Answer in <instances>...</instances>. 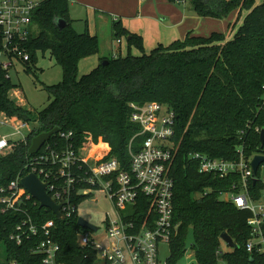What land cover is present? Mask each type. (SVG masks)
Returning a JSON list of instances; mask_svg holds the SVG:
<instances>
[{
  "label": "trees",
  "instance_id": "trees-1",
  "mask_svg": "<svg viewBox=\"0 0 264 264\" xmlns=\"http://www.w3.org/2000/svg\"><path fill=\"white\" fill-rule=\"evenodd\" d=\"M166 1L188 2L201 17L222 19L236 11V19L228 24V32L201 35L189 30L182 38L158 43L148 52L143 50L141 35L127 30L118 18L112 19V37L125 38L126 54L102 57L80 76L78 62L98 52L97 36L90 34L86 25L82 32L76 31L68 16V0L39 1L22 42L29 52V60L22 66L31 71L35 52L48 51L60 65L62 78L46 86L48 104L33 113L11 97L17 85L0 70V112L29 124L25 140L15 141L9 151L0 153V188L28 174L33 159L46 145L54 149L70 145L76 151L90 140L99 145L102 160L115 157L127 168L128 144L140 129L129 120V103H163L174 114L169 173L173 180V222L178 226L170 242L168 262L180 261L190 250L196 264H217L219 258L226 264H264L263 253L255 248L246 250L249 212L220 199L221 192L238 191L239 176L220 178L200 173L198 162L189 156L199 152L238 160V146L244 157L264 153V142L259 140L264 128V0ZM58 19L66 22L62 28L57 26ZM33 26L36 29L32 30ZM131 47L140 54H132ZM104 60L106 63L102 64ZM54 127L58 132L37 153H28L31 139ZM60 133L70 135L65 138ZM144 138L145 135H135L132 150H137ZM256 178L255 182L248 181V192L253 198H258L264 189L258 171ZM196 193L198 197H194ZM88 196L78 195L74 201L77 204ZM25 207L38 227L53 220L51 237L59 246L58 261L92 263L90 250L78 244V234L87 229L77 224V211L70 218L58 219L37 203H27ZM22 219L20 212L0 210V264H42V255L34 252L42 239L40 229L20 244L9 237ZM189 228L194 230L196 247L184 249ZM221 232L235 242L232 250H220Z\"/></svg>",
  "mask_w": 264,
  "mask_h": 264
},
{
  "label": "built area",
  "instance_id": "built-area-1",
  "mask_svg": "<svg viewBox=\"0 0 264 264\" xmlns=\"http://www.w3.org/2000/svg\"><path fill=\"white\" fill-rule=\"evenodd\" d=\"M39 1L0 0V70H4L7 77H10L11 69L29 60V52L22 42L27 38L31 13ZM12 94L17 96V91ZM129 107V120L140 128L135 135H145V138L135 151L131 148L135 135L130 139L127 168H123L115 157L101 160V157L93 158L89 152L84 156L70 145L57 149L46 145L33 159L29 173L47 183L46 191L60 204L63 219L72 217L77 211L74 199L78 195L101 191L109 199L114 217L106 219L105 242L94 237L99 229L97 226L95 230L87 228L78 234V244L87 246L91 252V264H172L168 262L169 255L160 260L158 252L162 244L167 245L170 252V242L178 229L173 222V180L169 173L174 146L171 140L174 114L168 106L156 101L131 102ZM0 125L12 129L9 134H0V153L9 151L15 141H24L29 131L28 123L3 112H0ZM22 129L27 130L25 134ZM17 135L20 138H14ZM68 135L70 133H60L65 138ZM237 153L238 160L213 158L199 152L189 156L198 162L200 173L220 178L232 174L239 176L238 191L221 192L220 199L231 201L239 209L249 212L246 250L255 248L264 254V189L258 198L249 194L248 181L254 178L250 166L253 155L244 157L241 146L237 147ZM91 158L93 161H89ZM20 179L0 188L1 212L23 214L10 239L20 244L23 238L36 235L40 229L42 239L34 252L42 255L41 263L64 264L57 260L59 246L51 237L53 220L45 221L40 227L33 223L25 204L39 203L20 185ZM9 264L17 263L10 261Z\"/></svg>",
  "mask_w": 264,
  "mask_h": 264
},
{
  "label": "rangeland",
  "instance_id": "rangeland-1",
  "mask_svg": "<svg viewBox=\"0 0 264 264\" xmlns=\"http://www.w3.org/2000/svg\"><path fill=\"white\" fill-rule=\"evenodd\" d=\"M255 1L260 2V0ZM139 3V6L135 3V12L137 7L144 12L140 10L139 15L121 16L120 18L121 20H125V23L130 28H133V30H137L138 32L142 30V33H140L143 50L145 52H148L157 42L165 44L173 38H180L183 35L182 30H180L181 28L193 29L197 32L201 30L205 34L211 31L228 32V24L236 19V11L232 12L226 19L207 17L205 19H209L206 20L208 25L206 24L201 27L197 22L190 20L191 18L189 17L191 15L201 20L203 18L191 10V6L188 2L169 3L166 0H139ZM85 4L84 1L68 0V16L72 19V25L76 31L82 32L86 25L90 32L97 34L102 48H108L110 52L115 54L118 52V47H120L121 55H125V39L121 37L119 43L116 39L110 37L111 15L106 12L98 13L95 9L86 7ZM183 13L187 16L186 19L182 16ZM244 14L245 11L242 12V17ZM239 21H241V19ZM239 23L240 22H238V24ZM34 29H36V27L33 26L32 30ZM131 53L138 55L140 51L135 47H131ZM35 57V65L31 68V71L24 70L22 65H17L15 69L10 70V79L17 85L14 90L17 91V96L12 94V92L11 97L33 113L41 110L48 104L49 96L46 86L56 84L62 78V69L60 65L55 63L54 58L48 51H36ZM82 70L83 68L80 64L78 75L84 74ZM11 131L12 129L10 127L0 125V134L6 135ZM26 131V129H22L24 134ZM14 138H20V136L17 135L14 136ZM87 143L88 144H81L77 147L78 150L84 153V156L89 152L93 155V158L101 157L102 154L98 155L99 145L93 144L90 140L87 141ZM93 158L89 161H93ZM258 176L259 179L264 182V163L261 164L258 169ZM198 196L199 194L194 195V197ZM77 215L99 227L94 237L96 240L104 243L106 239V219L114 217L113 206L104 193L101 191H94L88 197L80 200L77 203ZM220 250L222 252H227L232 250V248L221 241ZM168 255L169 247L165 244L160 245L158 252L160 260H164ZM2 259L3 246L0 244V261ZM178 263L196 264L192 251L187 250ZM217 264H226V262L222 258H219Z\"/></svg>",
  "mask_w": 264,
  "mask_h": 264
},
{
  "label": "water",
  "instance_id": "water-1",
  "mask_svg": "<svg viewBox=\"0 0 264 264\" xmlns=\"http://www.w3.org/2000/svg\"><path fill=\"white\" fill-rule=\"evenodd\" d=\"M65 21L63 19L57 20V26L62 28L65 25ZM102 64L106 63V60L101 61ZM58 128L54 127L49 131L41 132L35 135L30 142L28 147V153L35 154L41 146L49 140L50 136L57 133ZM259 140L262 144L264 142V128L259 132ZM264 162V155L255 154L251 158L250 166L254 175L253 182H255L256 173L260 165ZM20 185L31 194V196L39 203V207H44L49 209L53 215L58 219H63L62 214L60 213V204L56 203L50 195L46 191L47 183L41 181L34 173H28L24 175L20 179ZM77 224L83 228H88L91 230H95L96 226L83 217L78 216ZM220 239L229 247L234 248L236 246L235 242L231 239V237L226 232H221ZM190 247H196V242L194 238V230L193 228H189L187 230L185 239H184V249H188Z\"/></svg>",
  "mask_w": 264,
  "mask_h": 264
},
{
  "label": "crops",
  "instance_id": "crops-1",
  "mask_svg": "<svg viewBox=\"0 0 264 264\" xmlns=\"http://www.w3.org/2000/svg\"><path fill=\"white\" fill-rule=\"evenodd\" d=\"M78 1H80V2L84 1L86 3L85 4L86 7L90 8V9H95L98 13L106 12V13L110 14L111 15L110 20L118 18L121 21V24L123 25V27H125L127 30H129L130 32H134V33L141 35L142 30L140 31L141 33L138 32L137 30H133V28H130L125 23V20H121V18H120L121 16L125 17V16H134L136 14L139 15L140 10H141L139 7H137L136 12H135V3H136V5L138 4L137 6H139V4H140L139 0H78ZM141 11L144 12L143 10H141ZM182 16L185 19L187 18V16L184 13L182 14ZM189 18H191L190 20L197 22V24L200 25L201 27L203 25H206V24L208 25V23H206L207 22L206 20H209V19H205L207 17H202L203 19L201 20L200 18L191 15ZM226 18H228V17H226ZM176 26H178V25H176ZM87 30H88V28H87ZM180 30H182V33H183V35L180 38H182L184 36V34L189 30L193 31L195 34H201V35H207L208 34V33L205 34L201 30H199L200 32H197V31H194L193 29H187V28H185V29L181 28ZM88 31L90 34H94L97 36L96 33L90 32V30H88ZM110 37L113 39L111 29H110ZM173 39H175V38H173ZM173 39H171L170 41H172ZM118 42L120 43V39ZM169 42H166L165 44H168ZM158 43H161V42H157L153 47H155ZM162 44H164V43H162ZM104 49H106L107 51ZM118 54H121L120 47H118V52L113 54L112 52H110V50L108 48H105V47L102 48V45L99 42V50L96 54L88 56L86 58H83L78 62V73H79L80 64L83 68L82 71L84 73H87L88 71H90L93 67H95L99 63L100 58L106 57V56H116Z\"/></svg>",
  "mask_w": 264,
  "mask_h": 264
}]
</instances>
